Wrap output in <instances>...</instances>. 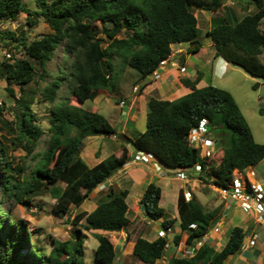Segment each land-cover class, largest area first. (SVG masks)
<instances>
[{
    "label": "trees",
    "instance_id": "16d2710c",
    "mask_svg": "<svg viewBox=\"0 0 264 264\" xmlns=\"http://www.w3.org/2000/svg\"><path fill=\"white\" fill-rule=\"evenodd\" d=\"M226 1L32 0L27 4L23 0H0V22L25 14L28 22L31 18H41L51 30L33 41H28L22 33L18 37L12 32L5 34L16 49H23L24 58H11L10 63L2 65L0 74L8 84L19 86L22 93L29 85L36 93L31 102L24 99L17 102L18 113L11 125L5 123L7 132L14 135L11 140L14 148L22 147L30 153L45 134L41 119L31 108L35 99L50 106V113L47 147L28 175H23L25 167L19 160L9 157L8 146L0 142V186L4 198L23 203L47 191L55 201L52 215L68 216L71 206L80 207L94 190L129 162L127 144L134 151L154 157L163 169L184 171L200 167L199 180L219 188H229L236 172L242 174L262 161L264 144L254 141L231 94L212 85L198 89L195 87L198 78L192 82L182 80L191 91L178 99L150 98L145 130L135 138L116 132L96 108L81 109L85 101H92L100 93L106 97L114 93L113 56L120 58L125 67L135 70L144 81L158 69L160 62L169 58L173 45L188 44L187 53H197L202 44L195 11L215 12ZM231 1L252 5L253 10L237 22L224 19L207 32V37L216 57L263 82L264 65L258 57L264 50L261 28L264 0ZM96 22L108 25L103 26L100 35L92 28ZM120 34L123 37H119ZM58 51L62 57L59 66L47 70V64ZM257 86L258 83L253 85ZM143 87L144 83L138 85V91ZM3 104L0 101V116L6 111ZM202 120L207 121L220 147L207 158H200L198 150L190 147L187 141L189 132ZM95 136H114L124 145L116 154L89 167L80 153L84 140ZM61 183L64 184L62 188ZM128 194V190L116 191L110 186L94 210L79 212L73 218V224L84 221L83 229L97 232L94 238L98 242L95 250L98 264L114 263L115 247L108 234L120 232L129 224ZM160 198L161 188L150 182L139 200L148 220L159 221L164 217ZM176 210L180 233L174 236L173 243L178 245L184 235V244L187 248L194 247L195 252L188 258L173 256L166 264H224L245 245L247 232L237 226L230 230L221 250L216 251L206 243L199 245L209 228L218 223V213L217 210L205 211L194 196L186 200L182 189L178 191ZM4 214L0 211V217ZM8 223L0 236V264H22L24 257H20L18 251L23 245L28 247V256L40 264H84L80 239L61 243L53 240L50 252L42 256L33 251L31 234L22 220L11 219L9 212ZM174 223L176 219L161 221V230L170 229ZM192 225L195 228H191ZM3 229L0 218V232ZM77 232L80 234L79 230ZM166 243L165 237L154 241L137 237L131 253L143 264H155L163 257Z\"/></svg>",
    "mask_w": 264,
    "mask_h": 264
},
{
    "label": "rangeland",
    "instance_id": "374dc122",
    "mask_svg": "<svg viewBox=\"0 0 264 264\" xmlns=\"http://www.w3.org/2000/svg\"><path fill=\"white\" fill-rule=\"evenodd\" d=\"M23 1L27 4H30L32 2V0ZM197 11L198 13L204 12L203 10ZM204 14L206 15V13H202L201 16L199 14H197L196 16L200 25L202 23H205V20L201 18ZM28 19L29 17H26L25 14H20L15 20L0 22V71L4 63H10V61L12 60L11 58H24L23 49H16V47L13 46V42H10L6 39V32H12L16 37H18L22 33L28 41H33L34 39L46 36L47 34L51 33V30L43 19L31 18L29 20L30 23L27 21ZM103 26L108 25H103L99 22H96L92 25V28L97 35H100ZM119 37H123V34H120ZM205 37L206 36L204 32H201L199 39L202 43L206 42ZM106 44L107 42L104 41V46H106ZM203 48L206 54H208L209 46H206V44H204ZM59 53V51L56 52L53 61L47 64V70L52 71L56 69L58 62H60L62 59ZM7 54L11 55V58H8L6 56ZM204 54L205 53H202L199 57L193 59V64L195 66H197V62L206 63V60L202 57ZM27 59L32 61L28 57ZM262 62L264 63L263 59ZM113 65L114 69L112 74V81L117 85L116 91L111 94L110 97H105L103 93H100L92 101H85L81 105V109L88 110L93 106H98L99 108H97V110L99 114L102 115L110 123V125L115 128L116 132L119 133L120 128L122 127L120 122L121 111L127 110V107H121L119 103L121 101H124L126 102V105L130 104L131 101L129 92L131 88L133 89V85H136L140 81V76L135 70L129 67H125L123 61L118 57L113 56ZM213 69V85L231 94V96L236 101L245 121L250 127L254 141L259 144H264V81L261 83L258 78L251 77L248 73L245 72V70L227 63L221 57H217V59H215V61L213 62ZM255 83H258V86L254 88L253 85ZM35 94L36 93L32 85L26 86L25 91L22 93L19 86L8 84L7 81L3 78L2 74H0V101L4 103V108H6V111L0 116V142H3V144H6L8 146V156L15 158L16 161L19 160L20 165L25 167L23 175H28L30 173L31 169H33L34 165L42 156L47 147V125L49 124L48 116L50 113V106L43 103H38L39 101L37 99H35V101H33L34 104L31 105L33 112L37 114V116L41 119L45 134L39 141L38 146L30 153H28L22 147L14 148V146L11 144V140L14 138V135L12 132H7V129H5L4 126L5 123L11 125L14 115L18 113V111L16 110L17 102L21 101L22 99L31 102V100L34 99ZM145 120L146 118L144 117L143 120L139 123L137 122L134 127L131 122L128 123V128L130 130H133V132H130L131 135L142 133V131L145 129ZM121 121H123V119ZM12 127L14 128V126ZM97 138L98 137H96L95 139L86 138L83 142V148L81 150L80 157L87 164L88 159L86 157V154L94 153L96 152L95 150L98 151L97 148L99 144H102L103 147L107 145L108 147L113 149L118 146V143H120L116 138L112 136L104 137L101 141L97 140ZM122 145L124 144H121L120 147ZM131 152L132 153L129 152L130 157L129 162L127 163L128 166L124 168L127 165L126 164L123 167L124 170H122V168V171H117V178L115 180L109 181L113 184L111 186L116 191H130L129 195L126 198V202L129 207L127 214L129 224L124 230L120 232L108 234L109 239L117 250V256L115 257L113 264H143L139 262L131 253L133 242L137 237L149 238V234L151 232H155L161 229L159 223L148 220L144 216L143 211L139 208V200L148 181L155 182L162 190L160 207L164 210L165 213L164 217L162 218L163 220L171 219L173 215H177V194L180 186H182V189H186L185 185L183 184L186 180L190 179V176L192 177V180L199 181L198 185L200 190L205 191L208 196L214 199L210 205H207V208H209V210L213 209L212 207L216 205L217 207L214 210H217L218 213L221 212V210L227 205V207L222 210L221 214V217H226V224L224 225L223 230L217 231L218 234H221L222 236L223 233L221 231H224L226 228H233L235 226L240 227L244 226L243 224L247 223V221L243 222L241 220L242 218H245V216H249L250 214L246 215L245 213L244 215V213H241L242 211L239 209V203H229L227 200H224L218 193H214L216 192V188L212 189L211 187H209V185H211L210 183H205V181L199 180L198 175H195V170L200 171L199 167L188 168L184 171L178 169L173 170L172 172H168L167 170L162 168L157 171V177H153L154 171H151L150 169V166L153 164L152 161L148 160L144 162L140 161L139 159V161H133L134 150H132ZM178 174H181V176H178ZM244 174L255 175L257 177H255L256 182L260 183L262 189H264V162L255 168L249 167V169L244 172ZM143 175L144 180L140 181V179H142L141 176ZM1 179L2 176L0 170V181ZM133 182L134 185L132 187ZM59 185L61 188L64 187L63 183ZM189 187L191 188V186ZM99 188L100 187L94 190L90 194L89 198L84 201L80 207L74 208L73 206H71L68 216L58 218L53 216L51 213V208L55 201L51 199L47 191H42L40 195L33 196L29 201L17 203L14 200L4 198L0 186V202H3V204L0 203V211L5 213L3 217H0L3 220L4 227V229L0 232V236L4 231H6V227L9 225L8 222L10 212L11 219L22 220L23 223H25L26 229L31 234L30 240L33 244L32 249L36 254L42 256L47 255L53 247V240L61 243L67 240L80 239L82 241L84 264H98L95 260V250L98 242L94 238V234L97 232L91 230L87 231L83 229V225L85 223L84 221H81V223L77 225L73 224V218L79 212H91L93 207L98 204H96V202H94L92 198L94 197V194H96V192H100V190H98ZM193 191L195 193H198V189H193ZM105 192H103L102 194H105ZM184 194L186 199L188 197V192L184 190ZM199 199L201 200V198ZM160 221L162 220L160 219ZM77 230H79L80 234L77 232ZM211 230L212 228L210 227L209 231ZM256 232L259 234V237H261L262 235L260 236V234L261 232H263V230L257 228ZM160 233L161 231L159 230L157 232V237L162 236L159 235ZM173 234L174 233L172 229L167 230V234H165L164 236L167 239V245L165 246L164 255L161 259L156 260L155 264H166L168 259L172 258L173 256L188 258L187 255H185V252L189 248H187V246L184 244V239L186 238V236L183 235L182 240L179 242V244L175 245L173 243V238L175 235ZM211 235L212 234L208 235V237H210ZM261 245L264 244H261V242L257 240L253 248L262 250ZM244 246H246V244ZM242 252H240V254ZM18 254L20 255V257H24L22 264H40L38 261H34L30 256H28V247L26 245L21 246ZM190 255L192 257L193 253ZM230 260L231 257L226 262L229 263Z\"/></svg>",
    "mask_w": 264,
    "mask_h": 264
},
{
    "label": "crops",
    "instance_id": "0c3cea01",
    "mask_svg": "<svg viewBox=\"0 0 264 264\" xmlns=\"http://www.w3.org/2000/svg\"><path fill=\"white\" fill-rule=\"evenodd\" d=\"M252 10H253L252 5H247V4L240 5V4L234 3L231 0H227L223 4L222 8L215 11V12L204 11V12L198 13V11H195V13H194L195 17L197 16V14H199L201 16L202 13H206V15L204 14L201 17L203 20H205V23H202L201 25L199 24L198 18L196 17L197 26L201 30V32H204V34L206 36L205 37L206 42L204 41L205 43H202L200 41L202 45H201V47L197 53H187L188 44L173 45L171 47V49H172L171 55L166 60V62L163 64V66L158 68L156 75L147 77L144 81L140 80L137 83V85H135V84L133 85V88L134 87L137 88L138 85H140L141 83H144L143 89L138 91V93H133V89L131 88V90L129 92V97H130L131 102H130V104L126 105L127 110L121 111V114H120V122H121L122 127L120 128L119 132L124 133L131 138H135L138 134L137 135H131L130 132H133V130H130L128 128V123L131 122L133 124V127H134V125L137 122L139 123L143 120L144 117L146 118V114L148 112L147 103H148L150 98H155L158 100L173 101L175 99H178V98L188 94L191 90L188 87H185L181 83L182 80H189L192 82L198 78L197 79L198 82L196 83V86H195L198 89L206 87L208 85L215 86V85H213V76L212 75H213V70H214L213 69V62L215 61V59H217V57L215 56L214 47H213L210 39L207 37V32L210 31L215 25L221 24L224 19H226L230 22H237V21L241 20L247 13L252 12ZM200 26H202V27H200ZM261 28L264 31V21H262ZM204 44H206V46H209L208 54H206V52L204 51V48H203ZM202 53H205L202 57L206 60V63L197 62V66H195L193 64V59L199 57ZM262 59L264 60V50H263L262 54L258 57V60L260 61V63L264 65V63L262 62ZM198 74H199V77H198ZM260 82L262 83V80H260ZM116 88H117V85H116ZM115 91H116V89H115ZM99 104H101V103H99ZM92 108L97 109L99 107L93 106ZM122 119H123V121H121ZM145 124H146V120H145ZM136 133H137V131H136ZM96 137H98L97 140H100V141L104 138L102 136H96ZM96 137H88V138L95 139ZM112 137H114V136H112ZM120 143H118V146H117L118 148L116 147L113 149H111L107 145L103 147L102 144H99V146L97 148L98 151L95 150L96 152H94V153L86 154L87 155L86 157L88 159V161L86 160L88 162V164L87 163L86 164L89 167H93V166L97 165L100 161L106 159L107 157H109L113 154H116L120 148V145L122 144V143L121 144ZM126 147L128 149H130V153H132L131 152L132 149L130 148V145L127 144ZM136 152H138V151H134V153H136ZM263 162H264V159L253 167L254 168L258 167V165H260ZM152 163H154V164L156 163V165H158L157 167L154 166V164H152L150 166L151 171H154L153 177H157V175H158L157 171L164 168V166L161 165L160 163L156 162V161H152ZM127 166H128V164L124 168H126ZM124 168L122 170H124ZM248 169L249 168H247L244 172H246ZM165 170H167L168 172L173 171V169H167V168ZM196 171H198V170H195V172ZM116 173H114L112 175V177H110L105 183H103L100 186V188L98 189V190H100V192L97 190L98 192H96V194H94V197L92 198V200L94 202H96V204L101 199L105 198V195L108 191V188L111 185H113L109 181L115 180L117 178ZM246 176L248 179L251 178V180L256 182V180H255L256 176L255 175H251V174L247 175L246 174ZM141 177H142V179H140V178H138V179H140V181H143L144 175ZM189 178L190 179L186 180L183 184V185H185L186 189H184V188L183 189L186 190L188 192V194H190L189 192L191 191L192 196H194L199 201V203L202 205V207H203V209H205V211H211V210L213 211L217 206L214 205L212 207L213 209L209 210V208H207V205H210L214 199L212 197L208 196L205 191L200 190L199 185H198V182H199L198 180H192V177H190V176H189ZM149 183L150 182L148 181L146 186ZM256 183L261 185L258 182H256ZM133 185H134V182L132 183V187H133ZM146 186H145V188H146ZM189 186H191V188ZM209 187H211L212 189L214 188L212 185H209ZM180 189H182V186H180L179 190ZM193 189H198V191H197L198 193H195L193 191ZM103 190H105L106 192ZM144 190H143V192H144ZM103 192H105V194H102ZM129 193H130V191H129ZM214 193H216V192H214ZM99 194H100V197H99ZM161 195H162V190H161ZM199 198H201V200ZM160 200H161V198H160ZM176 201H177V199H176ZM228 202L233 203L230 201H228ZM159 205H160V201H159ZM96 206H94L92 210H94L96 208ZM226 207H227V205H226ZM226 207H224V208H226ZM139 208L143 211L140 203H139ZM224 208L222 210H224ZM239 209L242 211L241 213H244V215H245V212L241 209L240 206H239ZM128 210H129V207H128ZM222 210H221V212H218V215H217L218 223H216V225H214L212 230L209 231V233H207L203 237V239L199 242V244L200 243L208 244L209 246H211L216 251L221 250L223 248V246L226 244V242L229 238L230 230L232 229V227H230L228 229L226 228L224 231H221L223 233L222 236H221V234L217 233L218 230H223V227L226 224V219H225L226 217H221ZM246 215H248V214H246ZM171 219H176V223H174L171 226L170 230L172 229V231L174 233L173 235L179 234L180 229H179V225H178L177 215H173L171 217ZM161 220L163 221V219H161ZM241 221H243V222L247 221V223L243 224L244 226H240V228H242L244 231L247 232L246 242H245L246 246H242V249L236 254V257L234 258V260L232 262H229V263L225 262L224 264H264V245H261L262 250H258V249L253 248V246L257 240H259L261 242V244H264V224L256 223L255 222L256 217H255V215H252V214H250L249 216H245V218H242ZM153 222H157L160 224L161 221L159 220V221H153ZM215 228L217 229V231L215 230ZM257 228H259L260 230L261 229L263 230V232H261V234H260V236L262 235L261 237H259V234L256 232ZM159 230H161V229H159ZM159 230H157L155 232H151L149 234V238H145V239H147L148 241L156 240L158 238L157 232ZM98 233H101V232H98ZM210 234H212V235L210 237H208V235H210ZM252 234L257 235L255 239L251 238ZM173 235H172V237H173ZM132 247H133V245H132ZM115 252H116V256H117V250L116 249H115ZM240 252H242L241 253L242 255L240 254Z\"/></svg>",
    "mask_w": 264,
    "mask_h": 264
},
{
    "label": "built area",
    "instance_id": "2783aa9c",
    "mask_svg": "<svg viewBox=\"0 0 264 264\" xmlns=\"http://www.w3.org/2000/svg\"><path fill=\"white\" fill-rule=\"evenodd\" d=\"M8 58H11V55H6ZM165 61L160 62V66L164 64ZM136 91V88L133 89V92ZM121 106H124V102L120 103ZM187 141L190 147L199 151L201 158L210 157L216 151V143L210 137V130L207 122L202 120L198 127L192 129L187 137ZM149 155L144 153H139L135 160L148 161ZM216 192L224 199L230 202L239 203V206L246 214H252L256 217V223L264 224V189L262 186L254 182L253 180L248 179L244 172H236V178L233 180L229 188H217ZM188 197L186 200H188ZM195 226L192 225L191 228ZM217 231V229L215 228ZM164 233L161 232L160 235ZM256 234H252L251 238L255 239ZM200 245V244H199ZM195 248L189 247L185 252L187 257H191L190 254H194Z\"/></svg>",
    "mask_w": 264,
    "mask_h": 264
},
{
    "label": "clouds",
    "instance_id": "9594fccd",
    "mask_svg": "<svg viewBox=\"0 0 264 264\" xmlns=\"http://www.w3.org/2000/svg\"><path fill=\"white\" fill-rule=\"evenodd\" d=\"M165 62H166V61H165ZM165 62H164V63H165ZM162 66H163V65H162ZM159 67H161L160 64H159ZM159 67H158V68H159ZM157 70H158V69H157ZM157 70H155V71L152 73L151 76L156 75ZM149 77H150V76H149ZM258 79H259V78H258ZM259 80H261V79H259ZM136 87H137V86H136ZM134 88H135V87H134ZM134 88H133V89H134ZM133 93H138V87L136 88V91L133 92ZM121 102H124V101H121ZM121 102H120V103H121ZM120 103H119V105H120ZM124 104H125L124 106L126 107V102H124ZM120 106H121V105H120ZM121 107H123V106H121ZM205 121H206V120H205ZM206 122H207V121H206ZM207 124H208V123H207ZM208 126H209V125H208ZM209 130H210V127H209ZM210 137L215 141V139L212 137L211 133H210ZM215 143H216V141H215ZM219 149H220V147H218V145H216V151H218ZM216 151H215V152H216ZM198 152H199V151H198ZM139 153H144V152H141V151L139 152V151H138V152L134 153L133 161H139V160H135V157H136ZM144 154H146V153H144ZM146 155H149V154H146ZM199 156H200V155H199ZM153 158H154V157H153ZM200 158H201V157H200ZM133 161H132V162H133ZM156 162H158V161L156 160ZM158 163H159V162H158ZM153 164H154V163H153ZM154 166L157 167L158 165H156V163H155ZM199 168H200V167H199ZM245 170H246V169H245ZM245 170H244V171H245ZM198 172H199V173H198ZM197 173H198V174H197ZM195 175H198V177H199V175H200V171H196ZM178 176H181V174H178ZM212 186H213V185H212ZM213 187L216 188V189L219 188V187H216V186H213ZM182 190H183V189H182ZM183 191H184V190H183ZM189 193H190V194H189V197H191V196H192L191 191H190ZM216 194H217V192H216ZM189 199H190V198H189ZM189 199H188V200H189ZM233 203H234V202H233ZM213 227H214V226H213ZM213 227H212V228H213ZM194 228H195V227H194ZM167 230H169V229H167ZM167 230H166L165 232H164L163 230H160L161 232L164 233V234H163L162 236H160V237H164L165 234H167ZM199 242H200V241H199ZM199 242H198V244H199ZM200 244H201V243H200ZM166 245H167V243H166ZM166 245H165V246H166Z\"/></svg>",
    "mask_w": 264,
    "mask_h": 264
},
{
    "label": "water",
    "instance_id": "95a60500",
    "mask_svg": "<svg viewBox=\"0 0 264 264\" xmlns=\"http://www.w3.org/2000/svg\"><path fill=\"white\" fill-rule=\"evenodd\" d=\"M194 46H191V48H193ZM259 80V79H258ZM159 162V161H158ZM239 251H236L232 256H231V260L230 262H232L234 260V258L236 257V254L238 253Z\"/></svg>",
    "mask_w": 264,
    "mask_h": 264
},
{
    "label": "bare ground",
    "instance_id": "6f19581e",
    "mask_svg": "<svg viewBox=\"0 0 264 264\" xmlns=\"http://www.w3.org/2000/svg\"><path fill=\"white\" fill-rule=\"evenodd\" d=\"M148 157V160L150 161H156L152 156H147Z\"/></svg>",
    "mask_w": 264,
    "mask_h": 264
}]
</instances>
